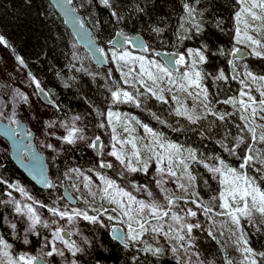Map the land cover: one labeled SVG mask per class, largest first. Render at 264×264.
Instances as JSON below:
<instances>
[{"label": "snow or ice", "instance_id": "6c2138e0", "mask_svg": "<svg viewBox=\"0 0 264 264\" xmlns=\"http://www.w3.org/2000/svg\"><path fill=\"white\" fill-rule=\"evenodd\" d=\"M64 7L65 15L69 16L74 26L83 27L79 18L74 15V10L67 5L72 0H59ZM239 8L234 13V46L231 55L237 59L241 55H254L264 57V39L257 38L264 36V0H236ZM99 3L106 7L114 21L119 24L126 18L122 14V5L117 0H99ZM201 0H182L183 14L179 17L177 26V39L183 41L191 39L193 35H200L204 31V11L198 9L197 5ZM136 13H144L145 9L139 4L134 5ZM164 27L159 24H150L149 31L156 35L162 34L168 26L164 18ZM222 21H217L216 27L220 28ZM221 31L223 29L221 28ZM255 33V35H253ZM0 45L5 48L11 47L8 40L0 35ZM108 49L104 47L93 48L96 59L103 62L105 59L114 61L118 68L127 67L128 71L121 70L123 83L130 85L134 91H128L120 88L118 85L115 90L109 89L112 103H133L137 107L142 104V97H155L156 100L168 103L165 93H171V99L176 102L175 115L185 117L190 123L197 124L201 120H207L211 115L221 122L229 120L233 116H238L241 123L235 124L237 135L231 137V146L222 144L224 150L231 156H237L238 150L240 155L239 167H232L223 158L217 157V164H204V167L213 174V178L218 179L220 190L217 195L210 197V202L219 201L218 207L220 212H215L210 204L199 199V193L196 191L189 192V189L195 188L196 176L189 171V162L197 161V153L194 149H183L180 145L169 142L166 138L147 124L141 122L134 116L114 112L111 108L106 112L107 124L111 126V150L107 152L108 156L115 157L119 162L121 169L117 175L127 180V173L148 172L149 161L153 158L156 161L157 171L160 173V179L156 180L157 187L164 193L162 203L154 197L151 190L146 185H137L132 183L131 187L137 192H146L150 198L148 200L138 199L132 192L122 187L115 179L96 173L102 187L97 186V190H92L91 177L83 176L79 169H71L83 176V187L88 190L89 196L95 201L97 197L101 201L99 207L90 205L89 210L79 208L61 207L58 202H53L51 206L43 204L28 193V191L18 183H9L0 178V184H5L8 189L19 192L24 200H17L12 196V191L7 192L8 200H0V208L12 207V212L17 222H11L7 216L3 217V222L12 230L15 240H18L25 246L32 245L31 237H37L39 248L35 254L31 251H14V245L0 234V264H55L52 258L60 257L61 264H80L79 256H90L92 250L96 247L97 241L83 234L77 227V220L82 218L84 221L99 227H108L106 221H120L127 225L126 231H122L117 224L111 225L112 238L118 240L125 249L135 247L137 255L132 256V264H147V256L141 260L140 254H151L153 257H160L164 254V247L160 246L158 237L163 236L170 245V251L173 253L177 264H192L189 250L191 248V233L193 229L201 228L199 222L191 223L187 217H196L197 211L192 208L179 209L178 202L183 199L185 203L195 204L198 209L202 210L205 217L214 225V216L219 215L226 217L224 223H231L236 229L231 235L236 236V246L241 252L242 259L240 264H262L264 261V252H256L249 245L246 233L241 225V220H246L249 224L259 230V225L255 223V217L259 215L264 218V75L257 76L251 71L246 70L241 74L237 73L231 78L239 80L242 87L239 89L237 96H231L224 100H215L211 98L208 86L204 83L207 78H211L213 83L217 81H227L228 77L223 70H219L216 75L205 72L203 65L206 64L208 57L206 51L208 44L204 43L198 48H188L184 53H169L164 56L163 62L158 59H152L148 53L153 50L149 44L136 36H129L123 30L115 32V38L108 41ZM237 45H243L244 48ZM131 46V47H128ZM131 48L139 49L141 53L136 54ZM250 51L245 52L244 49ZM221 54H224L221 51ZM159 57L163 55L160 52H154ZM73 58H77L73 54ZM15 60L24 67H27L24 59L16 55ZM230 65L234 60H229ZM139 65V72L133 76L135 65ZM185 66L186 70L180 71L178 66ZM235 72V68H233ZM29 78L37 89H40V81L35 76L28 73ZM139 85L145 91L141 92ZM252 85H256V91L259 92V99L252 95ZM181 93L184 94L183 98ZM24 100L23 96L17 91ZM192 100L191 106L188 105V99ZM231 105L232 112L217 111L214 104ZM199 109V114H198ZM15 111L8 117L11 123H17ZM98 116H104L105 113L97 112ZM154 115V114H153ZM4 113L0 112V117ZM159 119V117H156ZM79 116H74L71 123L61 122V127L66 129V135L60 137L68 145L76 144L78 141H86L88 137L84 135V129L77 127L76 121L80 120ZM140 125L149 139L145 142L144 137L134 135L136 128L133 126ZM214 123V122H213ZM117 125L122 127L124 133H128V138L121 139L117 133ZM51 126V123H49ZM99 128H105L103 120L97 125ZM5 134L15 135L18 130L9 127L0 126ZM260 130L259 133L257 130ZM31 135V133H28ZM226 138L230 133H226ZM119 145V147H117ZM130 145V151H126L125 146ZM243 146V147H242ZM47 147L52 148L51 144ZM88 147L97 149L101 155L105 147L101 137L96 135L88 143ZM185 152L187 155L185 156ZM100 168H113L112 163H106L103 160L99 163ZM251 170L254 175H249ZM91 171V170H90ZM179 172V175H178ZM176 178L177 187L185 193V197L170 194L169 190L163 185L167 183L164 176ZM186 180L187 183L180 182ZM42 182L48 187L53 188L55 185L42 178ZM207 186L208 182L204 181ZM75 187V186H74ZM79 189L77 188V191ZM71 200L72 197L68 196ZM110 207H104V203ZM85 204H90L84 200ZM39 208H46L50 213L51 219H45L38 211ZM183 212V215L180 214ZM170 217L171 223L165 218ZM106 218V220H105ZM67 221V226H62L60 221ZM264 223V221H262ZM22 225V231L18 228ZM40 229L49 231V235H42ZM146 234H151L155 244L149 243L144 239ZM208 234L215 239L211 227ZM223 235V233H221ZM76 236L78 239H73ZM174 241V243H173ZM70 254V255H66ZM197 264H205L199 260ZM98 264V262H97ZM225 264H233V261L225 256Z\"/></svg>", "mask_w": 264, "mask_h": 264}, {"label": "trees", "instance_id": "16d2710c", "mask_svg": "<svg viewBox=\"0 0 264 264\" xmlns=\"http://www.w3.org/2000/svg\"><path fill=\"white\" fill-rule=\"evenodd\" d=\"M117 3L122 5V14L130 17L119 24L114 21L109 10L101 5L99 0H72L73 6L80 12L91 28L96 41L106 50L109 47L108 41L115 36V32L118 30H123L127 35L142 34L152 50L184 53L188 48H198L207 43L206 55L208 60L202 66L204 71L206 73L210 72L214 76L219 70H223L228 77L227 81L213 83L210 77L204 81L208 86L211 98L213 101H222L228 97L238 95L242 85L238 79L233 80L231 78L228 63L235 43L233 39L234 13L239 8L236 0H201L197 7L204 11V31L200 35H193L191 39L183 41L177 39L179 17L183 14L182 0H117ZM135 4L143 7L145 9L144 13H136L134 11ZM160 18H164L168 26L162 34L156 35L148 29L150 24L157 23L159 26L164 27V22H161ZM217 21H222L220 28L216 27ZM221 28L223 31H221ZM0 35H3L11 45L9 48L1 45L3 50L21 67L27 76L31 72L47 90L50 98L54 101L60 119L62 121L69 119L71 123L74 116H79L81 119L76 121V125L84 129V134L88 132L89 123L93 122L98 125L103 120L105 128H99L98 126L97 128L102 137H105L106 134L111 135V126L107 124L106 119V112L111 108L114 112L131 114L141 124H147L154 131L161 133L167 141L178 144L183 149H194L197 153V161H191L189 164L197 177L196 189L199 193V199L201 197L214 210L221 211L218 207L219 201L210 202V197L218 196L221 186L218 179L213 178V174L204 167V164H217L218 160L216 158L219 157L223 158L230 166L239 167L241 162L238 158L240 155L239 150L237 156H231L222 146V144L231 146V137L237 135V129L234 125L241 123L238 116H233L229 120L221 122L209 115L207 120L192 124L185 117L175 115L176 102L171 99L172 94L167 92L165 93L168 100L167 104L156 100L150 94L141 98L143 102L140 107L133 103L113 104L109 89L115 90L118 85L125 90L134 91L130 85L123 83L121 77V70L127 72L128 68L123 66L118 68L110 58L106 67H99L92 55L78 43L76 37L66 27L63 19L49 0H0ZM237 46L244 47L243 45ZM221 51L224 54H221ZM133 52L136 54L141 53ZM74 53L77 57L75 59L73 58ZM16 55L24 59L27 67L21 66L15 60ZM145 55H149L150 58L155 57L152 53ZM235 64L241 78H243L242 73L245 71V66L247 71H251L257 76L264 75V57L250 55L243 61L237 60ZM134 67L133 76L139 72V65L137 64ZM137 87L140 86L137 85ZM256 87V85H252V95L259 99V92L255 90ZM1 88H5L4 90L8 91L7 94H10L11 91L4 82H2ZM140 91L143 92L145 89L140 87ZM180 95L183 97L182 93ZM214 109L217 111H233L231 105L222 103L214 104ZM98 111L105 113V115L98 116ZM156 117H159V119ZM119 130L123 131L122 128ZM142 131L141 126H139V132L136 133V136L140 137L139 134ZM95 133L97 134V132ZM226 133H230L227 138ZM126 134L128 135V133ZM90 140L78 141L73 145H68L62 140L61 148L50 155L53 161L50 173L55 187L47 190H37L34 196L40 202L51 206L55 201L61 207L65 204L62 197L63 185L70 182L71 179L73 183L79 181L76 175L77 172H73L71 169H79L83 174L96 177L89 168L91 160L95 157L92 148L88 147ZM155 163V161L152 163L147 173L143 171L134 173L132 180L137 181V183L155 181L158 177ZM118 171L119 168L116 165L115 170L110 171L111 177L115 180H125L117 175ZM249 174L254 175L251 170H249ZM23 177L24 174L15 167L10 158L5 159L0 155V178L9 183L19 184V180ZM96 179L101 183L99 178ZM204 181L208 182L207 186ZM73 183L72 185L75 186ZM261 187L264 188V183H261ZM8 191H12V196L17 199L18 192L8 189L5 184H0V200L9 199L7 196ZM18 196L20 197V195ZM77 198L81 209L89 210L90 213V205L94 207L101 205L98 197L95 201L89 200L90 204H85L79 197ZM193 206L201 222V228L193 229L191 233V243L194 242L192 247L199 254V260L204 261L205 264H225V256H227L228 259L233 261V264H237L233 260L234 257L237 259L233 249L231 248V252V250L228 251L227 248L225 250L223 247L219 229L213 228L212 232L216 237L213 239L208 234L210 221L205 217L202 210L198 209L195 204ZM104 207H110V205L105 202ZM43 210V213L50 214L46 208ZM4 216H7L11 222H17L10 205L0 208V234H3L5 239L14 245V251H31L35 253L39 248L38 238L31 237L32 245L30 246H25L15 240L12 230L3 222ZM242 221L249 245L256 252H264V223H262L264 220L260 219L258 215L255 217L256 225L260 226L259 230L246 220ZM106 223L109 225L108 227H99L81 218V228L89 238H94L97 244L90 256H79L80 264H97V262L98 264H132V256L137 255L136 248L125 249L110 236L112 224H120L125 229L127 227L118 220L106 221ZM18 228L21 231L23 230L22 225L19 227L18 224ZM40 231L42 235H49L48 230L40 229ZM144 239L155 244L151 234H146ZM158 239L160 246L165 249L164 254L157 258L151 256V254L141 253V260L143 261L144 257L147 256V264H177L173 253L170 251L168 241ZM66 255L70 254L66 253ZM262 264H264V261H262Z\"/></svg>", "mask_w": 264, "mask_h": 264}, {"label": "rangeland", "instance_id": "374dc122", "mask_svg": "<svg viewBox=\"0 0 264 264\" xmlns=\"http://www.w3.org/2000/svg\"><path fill=\"white\" fill-rule=\"evenodd\" d=\"M253 35H255V33H253ZM257 38L264 39V36H258ZM138 54H141V53H138ZM151 58L157 59V57H151ZM181 68L179 69L180 71L186 70L185 66L181 67ZM2 82H4L5 84L8 85V87L11 91L9 95L7 94L8 91L6 92V90H4L5 88L4 89L1 88ZM17 91L20 94H22L23 96H26L27 100H24L20 95H17ZM182 95L184 96L183 93H182ZM187 103L189 106H191L192 100L189 98ZM13 111H15V113H16L15 119L22 118L28 124L29 128L33 129L36 132L35 141H36L39 149L47 155L48 162H49V165L51 168L53 161L51 160L50 155H52L57 149L61 148L62 139H59V137L64 136L66 133V129L64 127H61V122H69L70 123V120L65 119L62 121L60 119V116H59L57 110H55V108H53L52 106L45 104L39 98L36 87L32 83L31 79L26 75V73L21 69V67L14 60H12V58L3 50V48L0 45V112L4 113V116L0 117V119L4 120L6 122H10L8 117L12 115ZM198 111H199V109H198ZM119 113H121L122 115L127 114L128 116H131V114H128V113H124V112L123 113L119 112ZM49 123H51V126H49ZM257 123H264V122L258 120ZM133 126L136 128V131L134 133V135H136V133L139 132V126L140 125L137 127L135 122H133ZM120 128H122V127L117 125V133L120 136V138L121 139L128 138V135L126 133L119 130ZM142 130L143 131L140 132L139 136L144 137L145 142H147L149 137L144 132L143 128H142ZM257 131L259 133L260 130L258 129ZM95 132H97V134H99L98 133L99 129L97 128V125L92 122V123H89L88 132L85 133L84 135L86 137H88V141H89V139L94 138L93 136L96 134ZM99 136H101V135H99ZM102 139H103V143L105 145V147L102 149L103 154L101 155L99 153V156H98V152L94 151L95 157L91 160V162H90L91 166L89 167L91 172H93L94 176H96V177L94 178L92 175L83 174V176L91 177L92 190L93 191L97 190V186L102 187L101 183H99V181L96 179V178H98V176L96 175L97 172H99L102 175H107L108 177L114 179L113 177H111V172L100 169L99 163L101 160H103L106 163H112L113 168L116 167V165H117L119 170L121 169V166H120L119 162L116 161L115 157H111V156L107 155V152H109L111 150V135L106 134L105 137H102ZM49 144H51L53 147L52 148L47 147V145H49ZM117 147H119V145ZM130 148H131L130 145L125 146V149L127 151H130ZM10 152H11V149H10L8 142L0 136V155L5 159L7 157L10 158ZM154 161H155L154 158L151 161H149V168L152 166V163ZM156 168H157V165H156ZM114 170H115V168L112 171H114ZM189 171L192 173V175L195 176L194 170H193L192 166H190V164H189ZM133 174L134 173H127L126 174L127 180H116V181L118 184H121L122 187H125V185L130 183V187H128V189L125 188L126 190L132 192L133 195L137 196L138 199L148 200L150 198L147 196L146 192H137L135 189H133L131 187V184L133 182L136 183L137 185H141V186L146 185L148 187V189L153 192L154 197L157 200L161 201L162 203H166L163 200L164 193H162L160 191V189L157 187V184H156V180L160 179V173H158V177L155 181L149 182V183L146 181H141L140 183H137V181L132 180ZM76 175H77V178L79 179V181L73 183L72 179L70 178L71 181L67 182L66 185L77 197H79V199L81 201L84 202L85 199L88 201L92 200L91 196H89V194H88V190L83 187V184H84L83 176H80L79 173H77ZM178 175H179V172H178ZM164 179L167 180V183H165L163 185V187L167 188L169 190L170 194H174L175 196H179V197H185V193L177 187L176 178L168 177L165 175ZM180 182L187 183L186 180H181ZM72 183L75 184V187H74V185H72ZM194 183L196 185V181ZM19 184H20V186L24 187L28 191V193L34 198V200L39 201L34 196L36 194L37 190H39V189L27 176L24 175V177L21 180H19ZM77 188L79 189L78 191H77ZM193 190L197 192L196 186L194 189L190 188L189 192H191ZM18 195H20V197ZM188 199H189L188 203H185L184 200L181 199L178 202V207L173 208V211H178L179 209H187V208H192L193 210H195L194 206H193L194 204H192L190 202L192 197H189ZM200 199H201V197H200ZM17 200H24V198L21 196V194L19 192L17 194ZM63 207H67L68 209H71V208L81 209V207L71 206L69 203H67V205H65ZM43 209L44 208L38 207V211L42 215V217L45 219H51L50 214L43 213L44 212ZM214 211L220 212L219 210H214ZM44 214L47 216H45ZM90 214H92V213H90ZM180 214L183 215V212H180ZM258 217L260 219L264 220V218L260 217L259 215H258ZM213 219L215 220V224L213 225L210 222L211 229L214 230L213 228H215V229L218 228L220 235H221V233H223V235H221L223 247L225 248V250L227 248L228 251H230L232 248L233 253H235L234 255L237 256V259L234 257L233 260L235 263L240 264V261L242 259V255H241V252L238 250L236 243H235L236 236L231 235V232L229 231L231 229L232 232H235L236 231L235 227L233 225H231V223H224V221L226 220V217L216 215L213 217ZM165 220L168 223H171L170 217L165 218ZM242 220H241V225H242L243 230H244ZM80 221H81V218L78 219L76 222L77 227H79L81 229V231L83 232V234L86 235L80 226ZM187 221L191 222V223L199 222L201 224V222L198 219V216H196L194 218L193 217H187ZM60 224L62 226H67V221L66 220L60 221ZM125 226L127 227L126 224H125ZM207 228H208V226H207ZM72 238L78 239V237H76V236H73ZM158 238H160L162 240H166L163 236H160ZM38 245H39V243H38ZM193 245H194V242L191 243L189 255H191L192 264H197V256L195 255L196 252L194 250V247H192ZM231 252H232V250H231ZM32 253L35 254L34 252H32ZM52 259L54 260L55 264H61V258L60 257L57 256V257H54Z\"/></svg>", "mask_w": 264, "mask_h": 264}, {"label": "water", "instance_id": "95a60500", "mask_svg": "<svg viewBox=\"0 0 264 264\" xmlns=\"http://www.w3.org/2000/svg\"><path fill=\"white\" fill-rule=\"evenodd\" d=\"M49 2L55 8L56 12L61 16L66 27L76 37L78 43L92 55V57L94 58L98 66L101 68L106 67L108 65V59H105L103 62H100L96 59V54L94 53L93 48H100L101 46L94 38L91 28L88 26L87 22L85 21L83 16L80 14V12H78V10L73 6L72 2L71 4L67 5V7H70L74 10V15L79 18V22L83 26L82 28L79 26L73 25L70 17L65 15L64 7L61 6V3L59 2V0H49ZM136 35H138L141 40H143L144 42L148 44L146 38L140 33L135 34V35H129V36H136ZM114 38L115 36L112 39ZM128 47H131V46H128ZM241 48H244V47H241ZM131 50L140 52V50L136 48H131ZM244 50L245 52L249 51L246 48ZM154 52H160V53H163V55L157 57L154 55ZM169 53L175 55L176 53H183V52L169 51V50H153L152 52V54L155 57L159 58L161 62H163L164 56ZM238 55H241L242 58L237 59L231 55L230 60H234L233 65L229 64L230 72L232 76L239 73L236 67V64H235L236 61L237 60L243 61L250 56V54L249 55L238 54ZM181 67H184V66L183 65L178 66L179 69ZM233 68H235V72L233 71ZM36 90H37L39 98L45 104L55 107L54 101L50 98L49 93L43 87L41 83H40V89L36 88ZM16 121L17 123H10V122H6L0 119V126H5V127L12 128L14 130H18V134L8 135V134H5V132L2 129H0V136L3 139H5L10 146V149H11L10 159L12 160L13 164L25 176H27L36 186H38L40 189H47L48 187L42 182V178H46L47 180L53 183L51 175H50V166H49L47 156L43 151L39 149L35 141L36 132L33 129L29 128L28 124L22 118H17ZM28 133H31V135H28ZM101 140H102V137H101ZM94 150L97 151V149H94ZM68 196H71L72 199L69 200ZM63 197L71 205H76L78 203L76 196L72 193V191L68 188L66 184L63 185ZM117 225L122 231H125L122 225L120 224H117ZM110 236L112 238L111 229H110ZM116 241L119 244H121L118 240Z\"/></svg>", "mask_w": 264, "mask_h": 264}, {"label": "flooded vegetation", "instance_id": "af4514ba", "mask_svg": "<svg viewBox=\"0 0 264 264\" xmlns=\"http://www.w3.org/2000/svg\"><path fill=\"white\" fill-rule=\"evenodd\" d=\"M51 106V105H50ZM53 108H55V110H57L56 109V107H54V106H52ZM99 134H97V135H101V132L99 131L98 132ZM96 136V134L93 136V137H95ZM102 136V135H101ZM60 137H63V136H60ZM59 137V138H60ZM103 140V139H102ZM92 150L93 151H95L93 148H92ZM47 156V155H46ZM98 156H99V153H98ZM48 159V158H47ZM50 166V165H49ZM16 167V166H15ZM17 168V167H16ZM115 168V167H114ZM114 168H100V169H102V170H107L108 172H110V171H112ZM18 169V168H17ZM19 170V169H18ZM20 171V170H19ZM21 172V171H20ZM22 173V172H21ZM23 174V173H22ZM50 175H51V173H50ZM52 178V177H51ZM52 181H53V178H52ZM53 184H54V181H53ZM66 184V183H65ZM38 187V186H37ZM128 187H130V183L129 184H127V185H125V188H127L128 189ZM38 189L39 190H47V189H49V188H47V189H40L39 187H38ZM73 193V192H72ZM74 194V193H73ZM75 195V194H74ZM76 196V195H75ZM62 197H63V187H62ZM76 198H77V196H76ZM63 199H64V197H63ZM65 200V204L63 205V206H65V205H67V203H69L66 199H64ZM77 200H78V198H77ZM70 204V203H69ZM71 205V204H70ZM62 206V207H63ZM71 206H76V207H80V204H79V201H78V203L76 204V205H71ZM19 227H21V224H19ZM125 229V228H124ZM125 231H126V229H125ZM114 240V239H113ZM116 241V240H115ZM99 264H105V263H99Z\"/></svg>", "mask_w": 264, "mask_h": 264}]
</instances>
